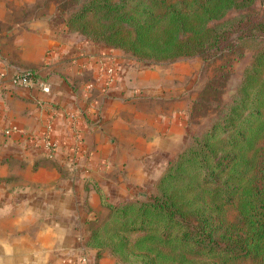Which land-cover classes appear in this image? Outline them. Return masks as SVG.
Wrapping results in <instances>:
<instances>
[{"label": "crops", "instance_id": "crops-1", "mask_svg": "<svg viewBox=\"0 0 264 264\" xmlns=\"http://www.w3.org/2000/svg\"><path fill=\"white\" fill-rule=\"evenodd\" d=\"M53 7L42 0H0V126L41 135L51 121L59 138L49 157L23 146L20 133L0 134V264H60L82 255L96 264H122L111 250L97 256L86 244L107 208L97 188L105 197H122L158 179L187 143L191 88L175 85L180 61L136 62L69 30ZM109 57L119 70L115 84L86 92ZM26 69L46 78L51 91L11 82L14 72ZM70 108L79 112L84 136L74 166L68 162Z\"/></svg>", "mask_w": 264, "mask_h": 264}, {"label": "trees", "instance_id": "trees-1", "mask_svg": "<svg viewBox=\"0 0 264 264\" xmlns=\"http://www.w3.org/2000/svg\"><path fill=\"white\" fill-rule=\"evenodd\" d=\"M244 1L79 0L68 12L69 30L139 60H209L258 42L236 95L172 157L155 193L110 202L97 188L111 209L86 240L97 256L109 246L127 264H264V4Z\"/></svg>", "mask_w": 264, "mask_h": 264}, {"label": "rangeland", "instance_id": "rangeland-1", "mask_svg": "<svg viewBox=\"0 0 264 264\" xmlns=\"http://www.w3.org/2000/svg\"><path fill=\"white\" fill-rule=\"evenodd\" d=\"M82 0H80L81 2ZM42 2L47 3L49 9H55L57 5V11L64 15L66 18L68 12L74 5V2H79V0H42ZM264 0H245L241 5H243L244 10H254L259 9L263 6ZM242 9L230 10L224 16L230 17L243 13ZM215 21V20H214ZM212 23V21L210 22ZM96 42V41H95ZM104 45L103 42H98ZM258 42L251 40L241 42L234 50L230 52H224V54L213 59H205L201 56H180L173 61H163L155 62L147 59L139 60L134 57L130 52H126L121 48L122 53L127 54L132 57L136 62L144 64L153 65H164L167 66L175 61H180L178 68L176 69V78L174 80L175 85L185 88H191V110H190V126L189 132L185 136V141L187 142L183 148H181L177 153L184 150L188 145L195 141V138H200L204 131L209 127V125L219 116V114L224 110V106L229 104L232 98L236 95L238 88L241 86L245 71L253 60L254 50L257 47ZM105 46V45H104ZM107 47V46H105ZM261 77H264V68L260 73ZM179 93V92H178ZM182 93L177 94L181 96ZM262 114H264V104L261 107ZM176 153V154H177ZM175 154V155H176ZM173 155L172 157H174ZM164 165L163 171L160 176L154 182H147L144 184L142 190H138L137 194L125 195L122 197H115L108 195L106 198L110 202L131 200V199H142L151 193L156 192V185L161 175L166 171L169 161ZM107 210V213H106ZM232 213V211H231ZM96 216V228L101 225L103 220L109 218L111 215V209L107 205L105 210H100ZM138 233H131L130 239L133 240ZM111 250L109 246L106 247ZM112 252V250H111ZM113 253V252H112ZM114 254V253H113ZM122 264H127L126 261L121 260L116 254H114ZM134 263L133 262H128ZM135 264V263H134ZM228 264H252L249 259H233L228 262Z\"/></svg>", "mask_w": 264, "mask_h": 264}, {"label": "built area", "instance_id": "built-area-1", "mask_svg": "<svg viewBox=\"0 0 264 264\" xmlns=\"http://www.w3.org/2000/svg\"><path fill=\"white\" fill-rule=\"evenodd\" d=\"M118 74V66L113 57L101 61L97 66L93 80L86 83V92L91 90L95 85H98L103 92H106L115 84ZM0 75L2 76L3 72L0 71ZM10 80L15 85L35 87L44 92L51 91L50 82L33 69L16 71L11 75ZM78 118L79 112L77 109L70 108L66 111V126L72 136V142L69 145L68 154V162L70 166L76 164V157L83 148L84 136L82 129L78 125ZM13 133H20L23 137V146H34L40 148L49 157L55 156L59 144V138L53 133L51 121L47 122L46 130L41 135H28L24 129L14 124L0 126V134L10 136ZM60 264H96V261L93 258L89 259L86 255H82L77 260L63 258L61 259Z\"/></svg>", "mask_w": 264, "mask_h": 264}]
</instances>
